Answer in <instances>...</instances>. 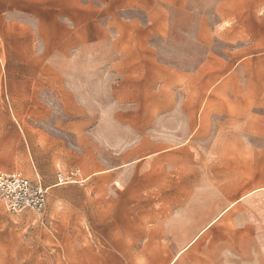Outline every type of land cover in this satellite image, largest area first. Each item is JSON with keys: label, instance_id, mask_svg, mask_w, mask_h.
Returning a JSON list of instances; mask_svg holds the SVG:
<instances>
[{"label": "crops", "instance_id": "1", "mask_svg": "<svg viewBox=\"0 0 264 264\" xmlns=\"http://www.w3.org/2000/svg\"><path fill=\"white\" fill-rule=\"evenodd\" d=\"M247 17L261 24L250 29L264 30V0H0L1 67L22 79L56 74L57 109L74 113L54 124L91 144L82 149L90 174L71 167L85 179L76 183L96 176L112 198L119 190L135 198L147 182L169 192L165 208L178 210L157 226L168 245L166 264H264V185L252 176L250 153L242 187V88L211 87L209 80L194 86L192 74H209L208 67L187 65L240 62L245 57L210 51L211 33L240 32ZM49 121L26 131L17 122L31 160L34 144L50 158L58 142ZM244 130L264 137V124ZM194 142L201 148L187 149L183 166L160 154L163 143ZM20 152L10 154L13 169L0 171L25 174L17 168Z\"/></svg>", "mask_w": 264, "mask_h": 264}, {"label": "rangeland", "instance_id": "2", "mask_svg": "<svg viewBox=\"0 0 264 264\" xmlns=\"http://www.w3.org/2000/svg\"><path fill=\"white\" fill-rule=\"evenodd\" d=\"M252 21L244 18V29L240 32L211 33L210 51L245 57L240 62H227L224 68L218 63L187 64L195 71L200 66L204 70L208 67L209 74H192L194 86L205 85L209 80L211 87L242 88L243 190L247 185L244 174L249 173V153L252 169L254 164L257 167V174L252 176L258 186L264 185V137L257 133L245 134L244 130L251 122L264 124V30L250 29L261 26L256 18ZM251 42L258 45L251 46ZM29 76V79L17 78L0 65V170L13 169L6 165L13 161L10 154L19 147L22 159L17 168L34 182L50 186L48 202L42 211L25 209L19 213L7 210L0 202V264H166L170 258L168 245L166 239L157 234V226L162 224L161 216L164 220L165 215L178 210L177 206L171 210L165 208L168 191L154 190L147 182V188L135 192V198H125L127 192L123 190L112 198L110 187L96 186V176L86 183L51 186L58 181L60 169L78 166L85 174H90V169L83 164L86 156L82 149L91 144L79 142L73 131L54 124L56 119H66V113H74L57 109L59 100L56 89H52L57 87L56 74L50 79L45 74ZM183 90L178 88L180 92ZM197 97L195 103L199 104L201 96ZM218 97L229 98L228 95H210V99ZM42 102L49 103L51 109L42 110ZM227 104L234 107L230 101ZM213 110L217 114L219 108L214 106ZM48 119L50 134L58 142L53 144L50 158H42L34 144L31 160L24 144L20 143L17 122L25 131L26 127L40 130L43 125L47 127ZM162 145L160 154L165 162L177 156L178 166L184 165L187 149L201 148V144L195 142ZM101 157L112 161L113 155L105 152Z\"/></svg>", "mask_w": 264, "mask_h": 264}, {"label": "built area", "instance_id": "3", "mask_svg": "<svg viewBox=\"0 0 264 264\" xmlns=\"http://www.w3.org/2000/svg\"><path fill=\"white\" fill-rule=\"evenodd\" d=\"M80 168H70L59 172L56 184L84 182ZM49 186L34 182L19 171H0V202L13 213L25 209L42 211L48 202Z\"/></svg>", "mask_w": 264, "mask_h": 264}]
</instances>
